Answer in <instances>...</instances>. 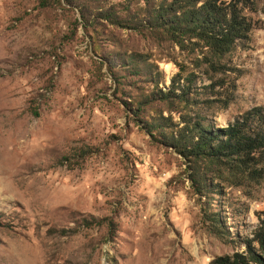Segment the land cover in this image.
I'll return each mask as SVG.
<instances>
[{
  "label": "rangeland",
  "instance_id": "rangeland-1",
  "mask_svg": "<svg viewBox=\"0 0 264 264\" xmlns=\"http://www.w3.org/2000/svg\"><path fill=\"white\" fill-rule=\"evenodd\" d=\"M72 1L0 0V264L245 253L264 219V180H217L202 194L192 163L148 124L199 115L219 128L264 108V0L244 9L253 30L224 56L150 29L143 0ZM173 84L185 98L149 103Z\"/></svg>",
  "mask_w": 264,
  "mask_h": 264
},
{
  "label": "trees",
  "instance_id": "trees-1",
  "mask_svg": "<svg viewBox=\"0 0 264 264\" xmlns=\"http://www.w3.org/2000/svg\"><path fill=\"white\" fill-rule=\"evenodd\" d=\"M99 3L103 0H90ZM147 21L144 23L155 31L177 42L196 39L214 56L230 53L235 45L247 41L253 23L244 9L254 10L253 0H143ZM48 7L51 0H41ZM74 5V1L66 0ZM76 5V4H75ZM84 14V12H83ZM172 85L167 92L152 94L150 102L172 97L183 99ZM183 97V98H181ZM169 148L192 163L193 183L199 192L213 193L215 181L234 187L264 180V108L255 107L226 127H211L197 115H187L179 123L172 120L149 123ZM211 183V184H210ZM217 194V193H216ZM255 239L243 243L245 253L219 257L214 264H264V219ZM209 230L221 239L226 238L225 226L215 214H206ZM85 227L101 224V221H84ZM64 232V231H62ZM257 243L258 247L254 244Z\"/></svg>",
  "mask_w": 264,
  "mask_h": 264
}]
</instances>
